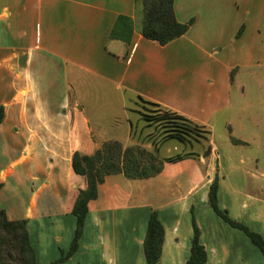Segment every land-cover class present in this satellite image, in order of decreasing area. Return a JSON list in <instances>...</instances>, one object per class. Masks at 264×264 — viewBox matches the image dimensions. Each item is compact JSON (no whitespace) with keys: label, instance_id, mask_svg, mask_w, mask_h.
I'll return each instance as SVG.
<instances>
[{"label":"crops","instance_id":"crops-1","mask_svg":"<svg viewBox=\"0 0 264 264\" xmlns=\"http://www.w3.org/2000/svg\"><path fill=\"white\" fill-rule=\"evenodd\" d=\"M172 7L178 21L194 20L159 44L139 32L134 0H0V207L9 218L26 219L37 264L65 251L72 235L69 209L84 186L71 169L72 151L90 153L107 138L93 108L77 103L71 90L70 81L80 76L108 87L103 94L118 99L109 123L124 125L129 141L122 145L153 149L132 131L127 102L136 95L205 126L219 121L225 132L209 143L206 155L203 146L187 150L193 154L164 161L152 176L106 175L87 202L76 249L54 264H145L141 242L151 209L163 227L157 264H185L191 209L206 201L215 173L218 204L249 228L264 231V183L253 189L230 179L249 170L264 172L258 164L264 163V151L255 154L264 150V112L242 103L245 92L237 78L241 69L264 72V0H172ZM122 14L132 20L127 42L109 35ZM236 80L238 102L231 106ZM256 96L262 99L264 90ZM146 189L159 200L145 201ZM204 209L205 230L195 220L204 264H264L244 232L208 205Z\"/></svg>","mask_w":264,"mask_h":264},{"label":"trees","instance_id":"trees-1","mask_svg":"<svg viewBox=\"0 0 264 264\" xmlns=\"http://www.w3.org/2000/svg\"><path fill=\"white\" fill-rule=\"evenodd\" d=\"M134 2L140 6L139 32L159 44L182 34L194 20L191 16L185 21H178L174 16L172 0H134ZM131 31V18L122 14L116 16L109 35L127 42ZM131 104L128 108L139 113V118L144 121L145 125H153L154 132L145 135V139L153 144V149H148L140 143L122 145L121 141L116 138H106L101 140L90 153L72 151L71 169L83 177L84 186L77 189L69 209L74 216L69 244L65 251L60 249L59 255L50 260L48 264H54L67 258L76 249L87 211V202L97 196V185L106 175L121 173L127 178H146L157 173L164 161H175L193 154L191 151H179L166 156H158L157 145L168 138L183 142L200 141L202 138L206 142L202 147V154L206 155L209 152V129L204 124L141 95H136L131 100ZM2 115L3 107L0 104V120ZM231 140L239 141L233 137ZM216 189L217 175L215 173L207 186V205L227 224L244 232L264 258V231L259 233L231 217L227 210L218 204ZM25 223L24 217H7L4 208L0 207V264H37ZM198 234V225L191 216V236L185 264H204L206 261V252L198 239ZM162 237V224L156 210L151 209L141 242L145 264L158 263Z\"/></svg>","mask_w":264,"mask_h":264},{"label":"rangeland","instance_id":"rangeland-1","mask_svg":"<svg viewBox=\"0 0 264 264\" xmlns=\"http://www.w3.org/2000/svg\"><path fill=\"white\" fill-rule=\"evenodd\" d=\"M138 10L140 13V6L138 4ZM140 14L137 16V22L139 23ZM253 73H250V68L248 69H241L238 71L237 78L239 82H241L244 90V98L243 102H246L250 111L256 110L257 112L261 110L264 112V97L258 98V92L260 90H264V80L258 79L261 74L264 72L260 70L259 67H252L251 69ZM237 80L232 82L231 89H230V104L234 106L237 104V94L236 91L238 89ZM71 90L77 95L78 102L85 106H91L93 108L94 114L96 115L97 119L100 121V125L103 126L101 129V133L107 138H116L120 140L122 143H126L129 141L128 137H125V127L122 123H117V125H111L109 123L110 117L113 115L118 108L119 102L118 99L114 97H107V94L110 89L108 87H103L96 81L83 79L82 76L79 77L77 81H70ZM109 94V93H108ZM260 99V101H259ZM128 105H132L131 101L127 102ZM137 106V105H135ZM140 108V106H137ZM96 111V112H95ZM130 116L131 123H132V131L134 132L135 136L141 137L145 139V135L154 132L153 125H145L144 121L139 118V113L136 111H129L127 113ZM243 122H246L245 119H242ZM249 126V124H248ZM206 127L209 129L208 134V143L214 141L218 142L222 138V134L225 132V129L221 125L219 121L212 120L210 124H207ZM237 131V130H236ZM144 134V135H143ZM205 140L201 138L200 141L191 140V141H179L174 138H168L157 146V155L158 156H165L177 151H187V150H199L205 144ZM238 147H235V151ZM263 149L260 147L255 152L256 155H260L263 153ZM238 152V151H236ZM264 169V163L261 160L258 163ZM232 181L235 182L237 186L242 187L243 184L250 188H255L258 183H264V172L263 174H259L258 172H254L253 170L247 171L246 174L242 177H235L230 178ZM119 197V196H118ZM114 198L115 200H118ZM141 197H144L145 201H151L153 203L157 202L159 198L153 194L152 189H146V192L143 193ZM167 198V197H166ZM204 208H207V203L204 201L203 203H198L196 201L191 209V213L193 218L198 222L201 223L204 227L208 224V219L206 216V211ZM209 212H213L211 209H208ZM214 213V212H213ZM215 214V213H214ZM257 231V230H255ZM258 232V231H257ZM263 233V229L261 232ZM261 254V253H259ZM261 260L264 262V258L262 255ZM143 261V259H142ZM258 264V263H256Z\"/></svg>","mask_w":264,"mask_h":264}]
</instances>
